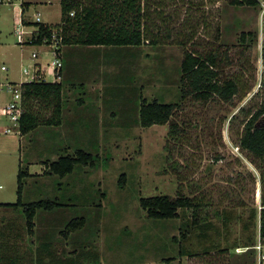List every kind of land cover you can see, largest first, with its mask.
Wrapping results in <instances>:
<instances>
[{"label": "rangeland", "instance_id": "374dc122", "mask_svg": "<svg viewBox=\"0 0 264 264\" xmlns=\"http://www.w3.org/2000/svg\"><path fill=\"white\" fill-rule=\"evenodd\" d=\"M22 1L31 3L27 20L37 22L39 11L44 23L61 21V0L0 4V67H9L0 81H23V68L54 58L55 44L19 40ZM261 1L252 7L230 0H144L148 38L143 45L66 46L63 124L23 135L0 133V200L17 199L21 163L35 173L27 180L25 200L59 198L69 205L39 210L33 234L22 210L0 209V225H16L7 241L12 248L0 252L17 264H36L37 257L52 260L47 255L55 260L56 253L77 264H256L257 252L246 243L255 244L261 230L264 159L240 140L246 122L264 103ZM23 26L24 38L37 29L36 23ZM243 32L256 36L242 41ZM186 51L216 55L221 81L239 84L232 100L218 95L207 101L193 95L182 99ZM142 97L178 106L167 123L144 127ZM19 137L23 152L14 147ZM62 149L72 155L84 149L99 160L95 167L78 165L65 178L45 174V162L56 160ZM180 193L199 203L198 220L208 223L205 235L192 227L194 209H180L176 219H151L140 203L142 197ZM83 216L86 224L64 236L67 223ZM186 223L192 231L184 238Z\"/></svg>", "mask_w": 264, "mask_h": 264}, {"label": "trees", "instance_id": "16d2710c", "mask_svg": "<svg viewBox=\"0 0 264 264\" xmlns=\"http://www.w3.org/2000/svg\"><path fill=\"white\" fill-rule=\"evenodd\" d=\"M144 0H61V21L52 26L48 23L31 22L25 18L31 3L22 2V21L24 24L36 23L37 29L32 32L27 41L32 44H57L56 51L61 53L65 46L71 44L86 46H141L146 42V11L143 6ZM236 6H259L261 0H230ZM73 13V14H72ZM256 36L253 32H243L242 41L249 36ZM155 41V40H154ZM156 42V41H155ZM63 57V53H62ZM262 59L264 65V44L262 48ZM218 59L215 54L202 57L192 51H186L182 61V99L188 95L196 98L209 100L214 95L230 101L239 92V84L234 79L221 81L218 69ZM64 70V67H63ZM83 87V85H81ZM23 113L20 119V134H27L36 130L39 126H60L63 122L64 112V86L63 80L47 81L33 80L22 83ZM177 103H163L159 100L149 101L142 97L140 107V123L144 127L154 124L167 123L174 114ZM176 123H170V134L176 135ZM240 145L264 159V103L254 114L250 116L245 124V130L240 140ZM60 152L56 160H47L45 174L58 175L65 178L72 174L78 165L84 167H95L99 156L84 149H78L75 154H68L66 150ZM31 176L29 166L24 167L21 163L18 171L17 201L4 203L22 210L26 215V225L31 234L35 228V218L39 210L52 211L69 205L59 198H42L34 201L25 200V189L28 178ZM126 175L120 176L123 186ZM141 206L145 209L147 217L151 219H176L180 216V209H194L192 227L201 228L205 235L207 221L200 224L197 210L199 203L195 197H189L182 193L176 197L169 195H155L142 197ZM264 205V200H263ZM86 224L85 217H76L70 220L64 231V236L80 229ZM186 223L182 237L187 238L192 229ZM204 228V229H203ZM261 234L264 237V207L261 211ZM176 240V237H175ZM254 245V240L249 239L246 246ZM180 253L184 254L183 251ZM49 254H51L49 252ZM92 255L88 253L89 259ZM52 260L37 257L36 264H77L72 257L65 258L55 254L47 255ZM85 256V258H87ZM51 259V258H50ZM54 261V262H53Z\"/></svg>", "mask_w": 264, "mask_h": 264}, {"label": "built area", "instance_id": "2783aa9c", "mask_svg": "<svg viewBox=\"0 0 264 264\" xmlns=\"http://www.w3.org/2000/svg\"><path fill=\"white\" fill-rule=\"evenodd\" d=\"M13 0H0L2 3H12ZM23 2V1H22ZM22 2L21 8L18 9L21 11L20 18L17 21V36L21 43L27 42L32 33L29 34L28 38H24V35H27V31L23 26L22 21ZM73 14V13H72ZM35 19L37 22H42L41 12L35 14ZM44 23V22H42ZM55 48L54 58L43 65L41 61L33 63L27 68H23L21 72L26 75V79L20 82L16 81H0V133L3 134H13L20 133V119L23 113V95H22V83L30 82L33 80H47V76L51 75L54 77L53 81L61 82L63 79V67L64 63L62 60V53L56 51L57 44ZM32 58H38V52L33 51ZM9 67L5 64L0 67V75L2 72L8 71ZM253 248L256 250V264H264V237L260 233L258 235L257 242L253 245Z\"/></svg>", "mask_w": 264, "mask_h": 264}, {"label": "crops", "instance_id": "0c3cea01", "mask_svg": "<svg viewBox=\"0 0 264 264\" xmlns=\"http://www.w3.org/2000/svg\"><path fill=\"white\" fill-rule=\"evenodd\" d=\"M19 18H20V15L18 14V19ZM98 47L99 46H97L95 48H98ZM65 49H66V46L63 48V50L65 51ZM63 58H65L64 52H63ZM65 72H67V71L66 70H63L64 76L66 75ZM64 115H65V108H64V112H63V119H64ZM62 124H63V122H62ZM21 139H22V137H19L18 139H14V147L17 148V150H19L20 152H23V147H22V141H21ZM0 144L3 145L4 144L3 141ZM2 150H3V147L0 146V151H2ZM29 171H30V167H29ZM30 174H31V176H33L35 173H32L30 171ZM15 189H16V193H17V187ZM12 192H10L9 194H7V196L9 197ZM24 195H25V192H24ZM11 196H12L11 199H13L14 196H15V192H13ZM16 201H17V199L15 201L14 200L13 201L0 200V209L14 210V211H16L17 209H15V208H13L11 206H5V205H3L4 203H14ZM14 226H16L14 221H7L6 223H3V224L0 225V249L8 250V249H11L12 248V247H9L7 241L9 239H11V237L14 234V231H16L14 229ZM0 257H1L0 264H17V262L15 261V259L9 257L8 254L5 255L2 252H0Z\"/></svg>", "mask_w": 264, "mask_h": 264}]
</instances>
